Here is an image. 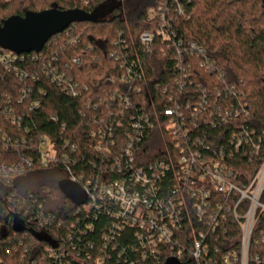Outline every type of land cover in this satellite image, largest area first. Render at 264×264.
I'll return each mask as SVG.
<instances>
[{
	"label": "trees",
	"instance_id": "1",
	"mask_svg": "<svg viewBox=\"0 0 264 264\" xmlns=\"http://www.w3.org/2000/svg\"><path fill=\"white\" fill-rule=\"evenodd\" d=\"M122 1L0 0V27L7 19L23 17L26 12L57 9L91 14L110 4L107 16L95 22H75L51 37L39 54L25 55L23 62L17 64L24 75L21 79L0 68V264H94V258L105 253L102 234L108 233L112 219L95 209L89 214L77 213V207L58 188L59 182L68 177L65 167L42 168L38 164L34 147L39 139L71 154L76 162L68 165L72 174L82 172L88 176L95 171L88 163L100 160L91 151L94 140L90 132L100 125V120H104L103 126L119 120L123 124L116 132L120 143L130 131L128 115H136L140 109L153 121V127L136 147L140 156L137 166L163 160V110L171 108L174 101L186 114H191L205 96L207 110L211 111L214 103L220 105L226 112L225 121L216 118L213 125L204 123L208 115L202 117L199 112L200 124L194 133L205 140L204 148L215 152L223 149L224 163L232 175L230 181L239 189L249 187L262 164L264 0H181L183 15L170 11L166 22L159 17L148 19L152 5L142 7L134 19L126 20L122 16ZM165 24L167 32L174 36L169 34L168 41L155 35L150 51L143 52L140 35L155 34ZM191 43L203 49L205 56H190L185 49ZM135 53L142 66L143 84L138 83L139 93L126 95L130 105L120 119L119 107L107 98L125 73L121 62L131 65ZM116 56H120L118 61ZM186 67L190 82L179 93L173 80L183 79ZM55 72L80 86L81 95L67 96L52 81ZM119 88L124 93V87ZM32 101H37L39 108L29 109ZM109 109L114 112L112 119ZM237 140L240 144L235 148ZM66 143L68 148H64ZM72 145L77 151L70 153ZM23 159L32 161L30 169L20 176L2 175V167L16 165ZM169 183L167 176L161 181L163 186ZM235 200V196L227 199L228 207ZM259 203L264 205V190ZM246 207L247 201L239 205L238 216L245 213ZM225 214L224 232L213 233L197 225L193 216L194 223L181 228L179 247L188 248L202 230L208 247L202 264H223V257L232 251L238 260H231L230 264H239L242 225L231 213ZM88 224H92L91 231ZM116 236L106 247V264H155L140 261L139 254L132 249L136 242L131 230ZM185 262L196 264L187 258ZM247 264H264V212L260 209L249 240Z\"/></svg>",
	"mask_w": 264,
	"mask_h": 264
},
{
	"label": "built area",
	"instance_id": "2",
	"mask_svg": "<svg viewBox=\"0 0 264 264\" xmlns=\"http://www.w3.org/2000/svg\"><path fill=\"white\" fill-rule=\"evenodd\" d=\"M150 5L152 7L148 11L149 20L159 17L161 22H166V16L170 11L183 15L181 0H152ZM169 34L174 36L173 33L167 32L166 24L162 25L155 34L142 33L139 43L143 52L150 51V44L155 35L169 41ZM120 42L123 44L122 41ZM178 46H181L179 41ZM185 51L190 56H205V51L194 43L189 44ZM29 54L17 55L0 48V68L6 72H12L21 79L24 75L19 71L17 64L23 62V57ZM119 57L116 56L117 61ZM121 63L125 73L120 79L119 86L124 87L125 91L123 93L117 86L107 98V101L109 99L112 104L119 107L120 119L126 115L130 105L129 97L126 95L139 93L141 88L138 83L143 84L142 66L136 53L131 65L124 61ZM203 65L201 63V66ZM187 68L183 73V79L173 80L179 93H182L187 87V82H190ZM52 81H56L67 96L76 98L82 93L80 86L72 82L70 78H64L63 75L56 76V72ZM143 86L144 89H148L146 85ZM173 103L171 108L163 110L166 138V140L163 138V148L160 151L164 154L163 160L137 166L139 152H136V147L142 142L145 132L153 127V121L140 109L137 110L136 115H128L131 122L130 131L124 134L120 143H117L116 132L123 128V124L119 120H115L114 125L109 126H103L105 122L100 120V125L90 132V137L94 140L90 146L91 151L98 154L100 160L98 163H88L95 169L88 176L82 172L72 174L68 165L70 162L73 165L76 164L75 159H72L71 154L57 150L48 140L39 139L34 147L39 156L38 164L42 168L62 165L68 176L65 180L77 185L84 192L86 201L83 205L77 206V213L89 214L95 209L106 213L112 219L108 233L102 234L105 253L94 258V264L107 263L106 247L111 243V237H117V234L126 229L132 232L136 242L132 249L137 251L141 262L152 261L155 264H166L171 261L173 264H188L185 262L187 258L188 261L202 264V258L207 256L208 250L204 243L205 233L200 230L197 234L198 238H195L188 248L182 249L179 247L178 239L181 228L186 223L192 225L193 216H196L197 225L204 226V229H209L211 233L216 230L224 232L222 225H225L227 220L225 213H231L235 221L242 225L239 264L248 262L249 240L256 212L258 209L264 212V205L259 203L260 195L264 190V159L249 187L237 188L230 181L232 175L224 163L223 149L220 148L215 152L204 148L205 140L194 133L200 124L198 118L200 113L202 117L205 113L208 115L209 122L204 120V123L213 125L216 118L224 122L226 112L215 103L212 110L208 111L205 96L201 97L199 107L191 114H186L181 106L174 101ZM37 108L39 103L32 101L29 109ZM188 108L189 105L186 104L187 112ZM108 112L112 119L114 112L111 109ZM11 122L15 124L14 119H11ZM239 144L240 141L237 140L235 148ZM68 147L66 143L64 148ZM69 151L73 153L77 151V147L72 145ZM31 167L32 161L23 159L16 165L2 167L1 172L4 177L9 178L20 176ZM166 176L170 183L163 186L161 181ZM231 196H235L236 200L232 206L228 207L226 201ZM244 201H247V207L240 217L237 209ZM225 205H227L226 208H224ZM240 219L242 221L239 223ZM87 229L91 231L92 224H88ZM231 260H238L233 251L231 255L223 257L222 263L230 264Z\"/></svg>",
	"mask_w": 264,
	"mask_h": 264
},
{
	"label": "water",
	"instance_id": "3",
	"mask_svg": "<svg viewBox=\"0 0 264 264\" xmlns=\"http://www.w3.org/2000/svg\"><path fill=\"white\" fill-rule=\"evenodd\" d=\"M103 17H98L96 11L89 14L82 10L50 9L39 13L26 12L23 17L7 19L0 27V48L17 55L38 54L51 37L62 33L71 24L95 22ZM58 188L74 206L85 203V194L77 185L63 180L59 182Z\"/></svg>",
	"mask_w": 264,
	"mask_h": 264
},
{
	"label": "rangeland",
	"instance_id": "4",
	"mask_svg": "<svg viewBox=\"0 0 264 264\" xmlns=\"http://www.w3.org/2000/svg\"><path fill=\"white\" fill-rule=\"evenodd\" d=\"M152 0H123L120 4L122 8V16L126 20L134 19L136 14L140 11V9L144 6L150 5ZM110 4L103 7L102 9L96 12L97 16H107L109 11ZM64 174H61V177H64Z\"/></svg>",
	"mask_w": 264,
	"mask_h": 264
}]
</instances>
